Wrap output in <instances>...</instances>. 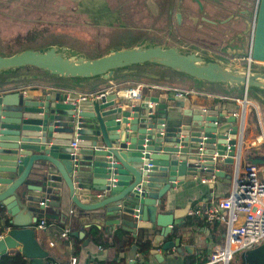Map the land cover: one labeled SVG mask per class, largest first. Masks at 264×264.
<instances>
[{
	"label": "water",
	"instance_id": "obj_1",
	"mask_svg": "<svg viewBox=\"0 0 264 264\" xmlns=\"http://www.w3.org/2000/svg\"><path fill=\"white\" fill-rule=\"evenodd\" d=\"M255 11L249 65L264 63V0H258ZM26 66L82 79H108L119 70L159 66L210 83L264 91V72L240 70L194 50L146 39L96 58L56 44L0 55V74ZM75 98L76 94L57 91L35 97L20 92L0 95V206L9 216L8 228L0 237V254L19 249L26 264H47L48 251L36 238L35 214L43 209L38 207V197L46 198L45 205L50 206L60 198L61 183L73 206L100 211L106 225H124L121 228L133 239L141 240L154 231L153 255L158 247L192 253V242L182 240L186 236L183 217L190 207L169 210L162 198L194 175L210 176L212 171L230 183L232 176L214 170L212 154L198 148L214 145L217 156L235 164L242 153L243 123L224 124L190 105L184 95L153 98L154 106L142 103L131 108L115 106L112 93L79 103ZM74 139L75 150L70 147ZM37 162L56 173L41 167L38 179L30 178ZM248 162L263 164L264 158ZM48 195L56 198L50 200ZM82 196L88 200L81 201ZM70 235L83 238L84 233ZM171 236L174 239L165 240ZM138 249V243L130 246V264L138 260ZM239 264H264V243L243 252Z\"/></svg>",
	"mask_w": 264,
	"mask_h": 264
},
{
	"label": "crops",
	"instance_id": "obj_2",
	"mask_svg": "<svg viewBox=\"0 0 264 264\" xmlns=\"http://www.w3.org/2000/svg\"><path fill=\"white\" fill-rule=\"evenodd\" d=\"M126 1L125 3L122 2V6L118 8L120 10L122 9L125 13L132 10L150 15V22L153 31L145 30L146 33L141 34L140 37H135V40H133L132 43L119 45L122 47L119 49L135 46L143 39L157 43V41H152V39H150L151 33L154 34L155 32L154 35H156L158 31L163 29L165 30V27L170 23L169 19L171 11L177 8H175L174 5L170 7L171 0H149L148 5L143 8L140 5H136L137 0ZM194 2L197 4L198 12L195 10L196 12L192 11L190 13L191 16L189 17V21L193 24H196L197 20H201V22H206V24H209L211 27L216 29L218 26V21H216V19L218 18V20H220L219 23L223 27L231 26L233 31L228 35L225 33V35H223L221 30H219L220 33L217 30L215 35H218L221 39L227 38L232 40L229 44L231 47L239 45V42L244 36H247V34L248 40H250L251 43L252 31L250 30L248 33L247 27L249 22H251V28L253 30V12L250 17L248 16L246 18L245 16L243 17L240 15L238 8L237 14H235L221 9L217 10L216 8L207 9L200 0H194ZM104 4L105 2L103 1V5ZM187 5L190 10L193 9V7H191L192 2H189ZM131 7L135 8L130 10ZM93 12L98 15L95 17L99 21H103L102 19H104L105 14L116 13V11H110V9L106 7H101L99 10ZM203 12L209 15L208 18L205 16H194L195 14L201 15ZM174 13L179 15L178 22L176 23L177 27H182L185 19L183 18L181 11L176 10ZM156 14H161L164 18L156 20L157 18L154 17ZM101 26L99 34H96V40L92 39V41H90L79 37L80 39H77L74 42L75 45H73V47L67 44L65 45L74 48L90 58L102 56L110 49H118L115 42L108 40V37H103L104 32L111 31V28L109 26ZM81 30L82 31L80 32L82 34L91 31L85 27L81 28ZM125 30H127V28H125L124 31ZM26 67L34 70H24V72H17L18 74H10L4 78H0V95L5 93L20 92L24 96L35 97L40 94L52 93L53 91L63 94H96L98 92H106L107 94L112 93L116 95L115 106L122 105L123 108H131V106H136L142 103H148V105L151 104L154 106V103L151 102L150 99L158 98L163 100L169 96L175 97L176 94L180 93L179 96L184 95L190 105L205 110L207 114L217 116V118L224 124H230V126L238 125L241 122L239 120L240 116L237 114H240L244 110V132L242 134V153L240 158L241 165L247 163L249 158H259L254 156V154L264 150V128L261 127V115L256 110L257 101L254 100L255 104H253V101L249 100L247 97L248 91L251 88L245 90L241 86L226 85L224 83H210L200 79L191 78L184 74L174 72L168 68L159 66L151 67H157L165 70L150 71L145 68L150 66H137L126 70L116 71L113 76L108 79L59 77L34 67ZM26 67L19 69H25ZM136 68H139L138 72H135ZM174 80L185 82L187 87L169 83ZM244 90L245 94L243 96L242 94H238V92H244ZM200 96H206V98L214 97L219 99L220 102L212 106L209 103H202V97ZM249 108L254 109L256 113V126L259 125L263 133L260 137L256 136L253 129L255 122L251 120L252 115H248ZM234 114L237 116H234ZM117 116L118 115H115L114 117ZM214 149V145H209L207 148H204L207 153L212 155L214 154ZM217 166L224 170L226 174L233 176L235 164H228L224 161H220ZM41 167L43 168V171L47 170L50 173H56L54 169H50L47 164L37 162L33 166L30 178L37 180L39 174L38 169ZM206 177L208 176L194 175L192 180H186L180 186L171 188L162 198L165 208L174 211L178 209H185L187 206L194 208L202 203L204 204L205 202L215 201L226 196L232 187V183H228L226 181V177L221 178L215 176V179L212 181L202 182L201 178ZM60 190L59 199L53 200L51 206H43L42 211H38L35 214L38 217V220L43 217L47 221L45 229H38L37 225L34 226L36 238L39 244L48 251V257L46 259L47 264H67L72 257L76 258V264H98L106 261H115L117 264H130L128 260V250L130 246L135 243L139 244V249L136 252L138 260H136L133 264H185V260L188 256H193L196 259V262L202 263L208 259L213 246L222 244L224 240L225 227L223 223H209L198 216H191L187 213L183 217L184 224L182 226V230L186 233V236L182 238V240H190L192 242L191 246L193 252L188 253L183 250L182 254H178L174 249L162 250L158 247L156 256H160V258H156V256L150 252L153 248V243L155 242L153 239L154 237L152 238V236L155 235L154 231L145 235L141 240H135L132 238L130 232L121 228V224L106 225L100 211H85L77 209L73 206L68 190L62 183ZM34 194L37 195V197L40 195L39 192H35ZM51 194H55V192H51ZM49 196L50 200L52 197L56 198L54 195H48V197ZM38 198L40 201H46V198L44 197ZM87 200V197L82 196L81 201L85 202ZM39 206L38 202V207ZM23 215H26V213ZM7 218H9V216L6 214L5 209L0 206V229L2 230L0 235H3L8 228L6 224ZM95 218H100L102 222L96 220L95 222ZM65 229H67L69 233L66 237H61L60 234ZM120 229L124 231L125 237L129 240L128 245L123 247V251H117L114 248L96 245L91 236L88 234L91 232L90 230L97 231L104 240H107L112 238ZM72 231H82L84 233L83 238L77 237V240H75L70 235V232ZM174 237L175 236L167 237L165 240L174 239ZM18 250L19 249L9 250L7 252L13 254Z\"/></svg>",
	"mask_w": 264,
	"mask_h": 264
},
{
	"label": "rangeland",
	"instance_id": "obj_3",
	"mask_svg": "<svg viewBox=\"0 0 264 264\" xmlns=\"http://www.w3.org/2000/svg\"><path fill=\"white\" fill-rule=\"evenodd\" d=\"M103 1L105 2L104 5ZM125 1L126 0H0V54L2 53L1 55L5 56L28 48H45L52 43L60 46H66L65 44H67L73 47V45H75L74 42L80 39L79 37L90 41H92V39L96 40V34H99V30L102 27L101 25L111 28V31L104 32L103 37H108V40L115 42L118 49L122 48L119 45L132 43L135 37H140L141 34H145V30L153 31L150 15L132 11L131 9L135 7H131L130 10L132 12L129 11L127 13L118 8L122 6L121 3H125ZM148 1L149 0H137L136 5H140L143 8L148 5ZM200 1L203 2L207 9L216 8L217 10L221 9L235 14H237V8L240 7V0ZM189 2H192L191 7H193V9L191 10L187 5ZM173 5L177 9L171 11L170 23L165 27V30L158 31L156 35H154L155 32L154 34L151 33L150 39H152V41H157L158 44L162 45L179 46L183 49L194 50L202 55L217 59L240 70L249 68L252 72H264V63L251 62L250 65L248 63L250 48L248 34L243 37L239 45L231 47L229 44L232 40L227 38L221 39V37L215 35L217 30H221L223 35H228L230 32L232 33L233 29L231 26L223 27L219 23L220 20H218V18L216 19V21H218L216 29L206 24V22H201V20H197L196 24H193L189 21V17L192 11H197V4L194 0H171L170 7ZM101 7L109 8L110 11H116V13L105 14L104 19H102L103 21H99L95 17L98 15L94 14L95 12L93 11L99 10ZM176 10L181 11L185 19L182 27H177L176 25L174 16ZM194 16H205L208 18L209 15L203 12L201 15L195 14ZM154 17L157 18L156 20L164 18L161 14H156ZM251 24L252 23L249 22L247 27L248 33L250 30L252 31ZM83 27L91 31L82 34L80 31H82L81 28ZM125 28H127V30L124 31ZM167 31L169 33L168 35ZM139 68H136L135 72H138ZM145 68L150 71L165 70L151 66ZM24 70L32 71L34 69H29L28 67L25 69H17L11 73L0 74V78H4L10 74H18L17 72H24ZM169 83L187 87L186 83L183 81L174 80ZM238 94H242L243 96L245 90L244 92H238ZM247 97L249 100L253 101V104H255L254 100L257 101L256 110L261 115V127L264 128V91L251 88L248 91ZM251 108L248 109V115H252L251 120L255 122L253 129L256 136L260 137L263 133L259 125L256 126V113L254 109ZM241 123H243V121ZM243 132L242 129V134ZM254 156L264 158V150L254 154ZM239 256L240 253L236 256L240 260Z\"/></svg>",
	"mask_w": 264,
	"mask_h": 264
},
{
	"label": "built area",
	"instance_id": "obj_4",
	"mask_svg": "<svg viewBox=\"0 0 264 264\" xmlns=\"http://www.w3.org/2000/svg\"><path fill=\"white\" fill-rule=\"evenodd\" d=\"M255 2L257 6L258 0ZM105 94L107 93H78L74 102H83L91 97H101ZM179 95L180 93L176 94ZM243 111L237 114L241 122L244 117ZM70 147L77 149L76 139L70 143ZM198 150L203 152L204 147L201 145ZM212 159L215 164L214 170L220 169L217 165L224 160V156L220 157L214 153ZM213 179H215L214 171L210 176L201 178V181L207 182ZM231 183L232 187L226 196L188 210V215L198 216L209 223H223L225 227L223 243L213 246L208 259L198 264H239L243 252L264 243V163L247 162L241 165L240 159L237 160ZM39 205L46 206L45 201H40ZM46 225V220L42 217L37 228L45 229ZM68 233L65 229L60 236L66 237ZM238 253L240 260L236 257ZM76 263V258L72 257L67 264Z\"/></svg>",
	"mask_w": 264,
	"mask_h": 264
},
{
	"label": "trees",
	"instance_id": "obj_5",
	"mask_svg": "<svg viewBox=\"0 0 264 264\" xmlns=\"http://www.w3.org/2000/svg\"><path fill=\"white\" fill-rule=\"evenodd\" d=\"M202 97V103H209L210 105L214 106L215 104L219 103L220 100L214 97L206 98V96H200ZM40 221V219L38 220ZM7 224V220H6ZM47 224V221H46ZM8 225V224H7ZM88 234L91 236L93 242L96 245L104 246V247H110L114 248L117 251H123V247L125 245H128L129 240L125 237V233L122 229L118 230L114 236L110 239L104 240L102 236L97 231H92ZM2 230L0 229V234ZM75 240H77V237L72 236ZM199 262H196V259L193 256H188L185 260V264H196ZM0 264H26V260L21 256V254L16 251L13 254L9 252H4L0 254ZM98 264H117L115 261H109V262H100Z\"/></svg>",
	"mask_w": 264,
	"mask_h": 264
},
{
	"label": "flooded vegetation",
	"instance_id": "obj_6",
	"mask_svg": "<svg viewBox=\"0 0 264 264\" xmlns=\"http://www.w3.org/2000/svg\"><path fill=\"white\" fill-rule=\"evenodd\" d=\"M253 4L255 5V8H254V5ZM255 10H256V2H255V0H241L240 1V7L238 8V12L243 17L244 16L246 18L248 16L250 17V15H252V12H253V22H254L255 12H256ZM174 16H175V20H176V23H177L178 22L179 15L178 14L176 15V13H174ZM167 35H168V33H167Z\"/></svg>",
	"mask_w": 264,
	"mask_h": 264
}]
</instances>
